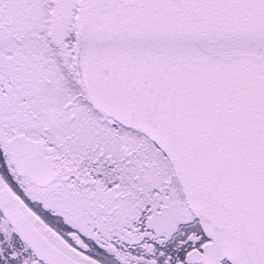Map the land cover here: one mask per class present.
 Listing matches in <instances>:
<instances>
[{"label": "snow or ice", "instance_id": "1", "mask_svg": "<svg viewBox=\"0 0 264 264\" xmlns=\"http://www.w3.org/2000/svg\"><path fill=\"white\" fill-rule=\"evenodd\" d=\"M0 264H264V0H0Z\"/></svg>", "mask_w": 264, "mask_h": 264}]
</instances>
